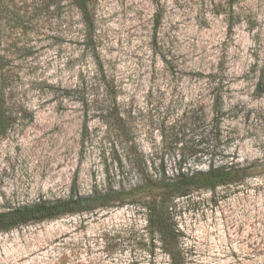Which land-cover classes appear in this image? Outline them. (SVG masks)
I'll return each mask as SVG.
<instances>
[{"label": "rangeland", "instance_id": "rangeland-1", "mask_svg": "<svg viewBox=\"0 0 264 264\" xmlns=\"http://www.w3.org/2000/svg\"><path fill=\"white\" fill-rule=\"evenodd\" d=\"M80 1L0 0V212L126 198L1 232L0 264H171L127 196L134 165L230 162L254 173L174 201L178 245L186 264H264V0H89L90 38Z\"/></svg>", "mask_w": 264, "mask_h": 264}, {"label": "trees", "instance_id": "trees-1", "mask_svg": "<svg viewBox=\"0 0 264 264\" xmlns=\"http://www.w3.org/2000/svg\"><path fill=\"white\" fill-rule=\"evenodd\" d=\"M88 3H90L89 0H81L77 7L85 19L86 37L90 38L91 22L88 19ZM61 91L63 97L72 92L66 88ZM112 106L114 110V103ZM105 112L109 115L112 110L107 109ZM10 121L11 113L1 107L0 135L6 133ZM82 137L83 139L88 138L86 122L83 126ZM134 166L136 183L133 186V196L130 193L127 196H131L133 203L145 212L146 233L160 242V249L169 257L171 264H186L183 252L178 245L179 231L173 222L174 201L196 191H214L221 186L242 185L244 180L254 173L251 170L252 166L244 167L232 162L221 166L210 163L207 170L178 171L172 176H168L164 171L150 173L139 166V163ZM250 170L252 172H249ZM114 194L116 196L94 192L86 197L76 195L68 199H39L31 204L10 208L0 212V233L66 215L82 214L96 207H108L109 204L126 198L117 192Z\"/></svg>", "mask_w": 264, "mask_h": 264}]
</instances>
